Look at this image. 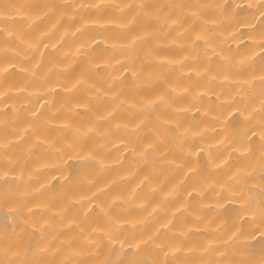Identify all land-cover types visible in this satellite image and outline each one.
<instances>
[{
    "label": "bare ground",
    "instance_id": "bare-ground-1",
    "mask_svg": "<svg viewBox=\"0 0 264 264\" xmlns=\"http://www.w3.org/2000/svg\"><path fill=\"white\" fill-rule=\"evenodd\" d=\"M0 264H264V0H0Z\"/></svg>",
    "mask_w": 264,
    "mask_h": 264
}]
</instances>
